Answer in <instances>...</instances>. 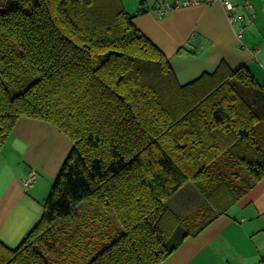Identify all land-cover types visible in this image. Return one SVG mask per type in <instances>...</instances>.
Listing matches in <instances>:
<instances>
[{
    "label": "trees",
    "instance_id": "trees-1",
    "mask_svg": "<svg viewBox=\"0 0 264 264\" xmlns=\"http://www.w3.org/2000/svg\"><path fill=\"white\" fill-rule=\"evenodd\" d=\"M123 6L0 0V149L21 116L71 142L40 219L15 246L0 239V264H52L53 227L88 198L120 227L106 241L68 222L67 264H161L264 177V84L224 62L180 84L134 24L146 9ZM192 181L203 198L181 218L165 202Z\"/></svg>",
    "mask_w": 264,
    "mask_h": 264
},
{
    "label": "crops",
    "instance_id": "crops-1",
    "mask_svg": "<svg viewBox=\"0 0 264 264\" xmlns=\"http://www.w3.org/2000/svg\"><path fill=\"white\" fill-rule=\"evenodd\" d=\"M174 1L144 0L146 12L133 21L167 55L180 84L212 73L221 62L247 68L264 84V0H234L237 13L255 14L240 41L220 2L194 0L158 13ZM138 2L126 6L136 12ZM245 3L250 7L244 9ZM70 146L69 138L45 120L21 116L16 121L0 149V239L6 244L17 245L37 221L40 201ZM31 170L36 182L25 187L22 180ZM161 264H264V177Z\"/></svg>",
    "mask_w": 264,
    "mask_h": 264
},
{
    "label": "rangeland",
    "instance_id": "rangeland-1",
    "mask_svg": "<svg viewBox=\"0 0 264 264\" xmlns=\"http://www.w3.org/2000/svg\"><path fill=\"white\" fill-rule=\"evenodd\" d=\"M135 1L137 3L139 0H134V1L133 0H121L122 4L124 5L123 7L129 13H135V12H133V10H129L126 5L129 4L130 2L134 4ZM141 4L142 6L140 7H144V0L138 2V5H141ZM260 89L258 87L257 89L253 88L252 90H254V93H256ZM262 124L264 125V122ZM262 131L264 132V128L262 129ZM243 175L246 178L248 176L245 172H243ZM241 181L243 183V179H241ZM53 182H54V179L52 180L51 184H49L48 186L49 188L46 194L42 197V200L40 201L41 202L40 203L41 214L37 220H39L41 215L43 214V202L45 198L47 197V195L49 194L50 189L53 185ZM202 198H203L202 194L200 193L199 189L196 187L195 183L192 181V182H187L185 185H183L174 195L170 197L167 203L165 202V204L170 206L173 209V211L179 217L182 218L190 214L191 212H193V210L202 201ZM194 218L196 219L197 216H195ZM71 221H74L76 225L79 223L78 225L81 229L84 227L86 230L88 228L97 230V234H99V236H101V233L108 232L106 236V241L109 238V236L116 233L117 228L120 227L117 219H114L112 216V213L106 210L104 206H100L92 198L83 200L81 203H78L75 206L74 213H71L70 217L68 216L64 218L61 223L57 224V228H55V226L53 227V230L55 231V233H58L59 235L58 239L60 242L57 241L56 243L54 242V240H50L51 243L54 242L55 244V247H53V249L51 250L52 260H54L52 264H67V262L71 263V261L74 259V254L71 253V250L73 249V248L71 249L72 247L71 245L68 248V252H67V237L72 234L71 233L72 230L70 229L71 224L68 222H71ZM34 225L35 224H33L28 229V232ZM183 230L184 228H183L181 221H178L173 227L171 237H170L171 240L173 242L177 240L179 237V232H180V235L182 236V234L184 233L182 232ZM26 234H24L22 238H24ZM101 238L103 239V235L101 236ZM166 244L170 246L171 242L167 240ZM67 254L69 257L67 256Z\"/></svg>",
    "mask_w": 264,
    "mask_h": 264
},
{
    "label": "built area",
    "instance_id": "built-area-1",
    "mask_svg": "<svg viewBox=\"0 0 264 264\" xmlns=\"http://www.w3.org/2000/svg\"><path fill=\"white\" fill-rule=\"evenodd\" d=\"M194 0H184L181 3L177 0H175L172 4H166L165 7L163 9H160L158 11L159 14L164 13L165 11H167L171 6H177V5H187L191 2H193ZM214 1H218L222 4V6L224 7L226 13H227V18L230 24L235 25L236 29H235V37L237 38L238 41H240L243 37V30L244 27L249 24L253 17H254V13H250L248 16H244L242 14L237 13V5L235 3L234 0H214ZM250 7L249 3H245L243 5L244 9H247ZM36 171L35 170H31L28 172V175L22 180L23 184L25 187H30L32 186L35 182H36Z\"/></svg>",
    "mask_w": 264,
    "mask_h": 264
}]
</instances>
